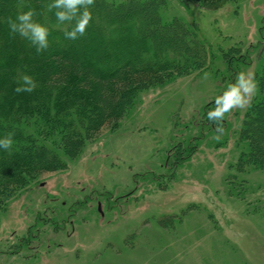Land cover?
Returning <instances> with one entry per match:
<instances>
[{
  "label": "rangeland",
  "instance_id": "1",
  "mask_svg": "<svg viewBox=\"0 0 264 264\" xmlns=\"http://www.w3.org/2000/svg\"><path fill=\"white\" fill-rule=\"evenodd\" d=\"M161 16L196 33L206 69L142 92L66 170L15 192L0 264H264V169L236 167L250 106L207 118L240 72L255 80L264 67V0L214 11L165 0ZM232 47L236 76L222 55Z\"/></svg>",
  "mask_w": 264,
  "mask_h": 264
},
{
  "label": "trees",
  "instance_id": "2",
  "mask_svg": "<svg viewBox=\"0 0 264 264\" xmlns=\"http://www.w3.org/2000/svg\"><path fill=\"white\" fill-rule=\"evenodd\" d=\"M187 2L214 11L238 0ZM48 3L0 0V138L14 134L12 149H0V212L15 192L47 173L66 170L104 128L127 116L142 92L203 71L209 62L208 49L195 32L177 19L168 23L162 18L165 0H95L90 25L76 40L64 35L74 22L58 23ZM29 8L50 31L49 48L42 53L11 35L6 22ZM242 53L240 47L222 52L226 74L240 72ZM25 75L37 87L16 93ZM255 81L259 97L241 128L240 142L247 150L236 166L240 171L264 169V67Z\"/></svg>",
  "mask_w": 264,
  "mask_h": 264
},
{
  "label": "clouds",
  "instance_id": "3",
  "mask_svg": "<svg viewBox=\"0 0 264 264\" xmlns=\"http://www.w3.org/2000/svg\"><path fill=\"white\" fill-rule=\"evenodd\" d=\"M95 0H50L47 11L55 10L54 15L58 23H72L71 31L64 33L69 40H76L85 35L92 20L89 11ZM36 10L29 8L28 11L18 12L15 19L8 17L7 25L11 35L18 34L35 47L37 53L47 51L50 45L49 29L36 22L34 17ZM37 87L36 82L29 75L22 77V81L15 88L16 93H31ZM257 83L250 73L240 72L234 84H229L223 93L215 98L214 107L207 112L209 121L216 123L223 121L225 114H230L233 109H244L250 106L253 95L257 91ZM13 133L0 138V149L11 150L13 147Z\"/></svg>",
  "mask_w": 264,
  "mask_h": 264
}]
</instances>
